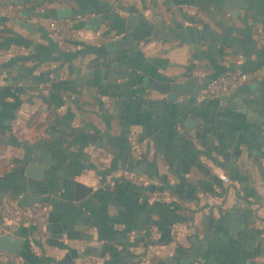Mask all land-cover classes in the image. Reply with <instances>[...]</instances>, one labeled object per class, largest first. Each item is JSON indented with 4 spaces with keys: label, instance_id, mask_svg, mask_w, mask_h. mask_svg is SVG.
Segmentation results:
<instances>
[{
    "label": "crops",
    "instance_id": "1",
    "mask_svg": "<svg viewBox=\"0 0 264 264\" xmlns=\"http://www.w3.org/2000/svg\"><path fill=\"white\" fill-rule=\"evenodd\" d=\"M34 1L0 0V199L51 212L0 221L20 241L0 264H264V0ZM234 69L254 88L196 100ZM190 76L192 95L156 87Z\"/></svg>",
    "mask_w": 264,
    "mask_h": 264
},
{
    "label": "built area",
    "instance_id": "2",
    "mask_svg": "<svg viewBox=\"0 0 264 264\" xmlns=\"http://www.w3.org/2000/svg\"><path fill=\"white\" fill-rule=\"evenodd\" d=\"M123 5L134 4L137 0H109ZM148 1V0H146ZM50 37L55 41L67 39L72 31L62 21H53L49 25ZM258 77L256 72H245L240 69L223 72L207 81L206 87L196 93L197 101L215 100L221 102L234 92L238 85H248ZM51 207L48 203L37 202L21 204L4 197L0 199V221L15 226L45 225L49 219Z\"/></svg>",
    "mask_w": 264,
    "mask_h": 264
},
{
    "label": "water",
    "instance_id": "3",
    "mask_svg": "<svg viewBox=\"0 0 264 264\" xmlns=\"http://www.w3.org/2000/svg\"><path fill=\"white\" fill-rule=\"evenodd\" d=\"M72 10L68 7H62L57 10V18L65 19L71 17ZM101 23V17H92L87 20L86 26L88 29L96 31L98 26ZM20 24L29 32L34 33L36 24L31 21L23 20ZM207 81L202 82V88L206 87ZM197 85V78L194 76H190L183 81H175V82H167L156 85L158 89H160L163 93L166 94V99L168 101H173L178 97L192 95L195 91ZM251 87L254 88V84H251ZM194 120L187 117L184 120L185 126L188 128ZM26 175L32 178H40L42 176L41 167L35 163H30L26 169ZM7 240V241H5ZM1 247L9 252H16L17 248L20 246V241L11 236L6 235L3 236L0 242Z\"/></svg>",
    "mask_w": 264,
    "mask_h": 264
},
{
    "label": "trees",
    "instance_id": "4",
    "mask_svg": "<svg viewBox=\"0 0 264 264\" xmlns=\"http://www.w3.org/2000/svg\"><path fill=\"white\" fill-rule=\"evenodd\" d=\"M50 1H52V0H40V1H37V0H35L33 3L35 4V5H41V4H45L46 2H50ZM246 72V71H245ZM160 202H158V204H159ZM160 205V209L161 208H163V214H165V216L166 217H168L169 219H171V218H173V215H174V211H176V207H174V206H172V204H170V203H160L159 204ZM157 209V208H156ZM173 221V220H172ZM169 227H170V225H168V229H169ZM169 240V239H168ZM131 259V258H130ZM27 262V264H31V263H29L28 261H26ZM25 262V263H26ZM130 262V260L129 261H125L124 262V264H128ZM24 264V263H23Z\"/></svg>",
    "mask_w": 264,
    "mask_h": 264
}]
</instances>
